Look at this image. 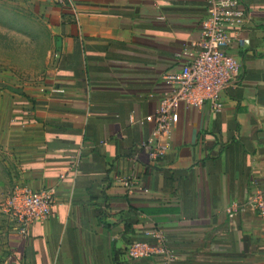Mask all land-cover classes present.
Listing matches in <instances>:
<instances>
[{"label":"crops","instance_id":"1","mask_svg":"<svg viewBox=\"0 0 264 264\" xmlns=\"http://www.w3.org/2000/svg\"><path fill=\"white\" fill-rule=\"evenodd\" d=\"M19 1L52 30L54 55L37 84L0 74L1 179L53 190L55 205L27 239L4 227L0 264H159L128 256L155 230L176 264H264V219L231 210L264 191V0H238L246 22L227 52L241 75L220 110L182 106L157 162L141 144L163 78L200 50L217 0Z\"/></svg>","mask_w":264,"mask_h":264},{"label":"built area","instance_id":"2","mask_svg":"<svg viewBox=\"0 0 264 264\" xmlns=\"http://www.w3.org/2000/svg\"><path fill=\"white\" fill-rule=\"evenodd\" d=\"M246 22V12L238 0L213 1L203 23V41L200 50L181 71L168 73L164 81L167 92L155 114V128L141 144L151 161L163 160L172 150L173 133L180 120V108L202 107L208 104L214 111L221 108L222 96L235 85L241 75V63L227 49L237 31ZM178 57H181L179 55ZM124 185H135L126 179ZM145 189L144 193L149 194ZM55 205L50 189L33 190L25 185H14L1 208L10 227L22 238H29L31 229L46 223ZM233 212L252 211L264 219V191H257L245 203L232 205ZM146 240L134 241L128 247L133 260L154 259L159 264H176L177 254L168 245L163 231L145 233Z\"/></svg>","mask_w":264,"mask_h":264},{"label":"rangeland","instance_id":"3","mask_svg":"<svg viewBox=\"0 0 264 264\" xmlns=\"http://www.w3.org/2000/svg\"><path fill=\"white\" fill-rule=\"evenodd\" d=\"M54 42L52 30L27 4L0 0V74L37 84L50 68L47 60L51 61L54 55ZM1 178L5 177L0 172V209L12 190ZM3 216L0 211V250L4 227L12 229Z\"/></svg>","mask_w":264,"mask_h":264}]
</instances>
